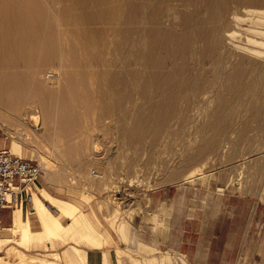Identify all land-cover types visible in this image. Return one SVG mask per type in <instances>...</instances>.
<instances>
[{"label": "bare ground", "instance_id": "6f19581e", "mask_svg": "<svg viewBox=\"0 0 264 264\" xmlns=\"http://www.w3.org/2000/svg\"><path fill=\"white\" fill-rule=\"evenodd\" d=\"M242 9L252 19L243 27L251 34L245 42L257 47L238 43L235 48L264 58V0H0V111L17 122L31 123L33 127L21 128L19 134L58 142L60 152L73 158L83 152L97 155L95 138L116 132L130 144L135 140L145 144L150 134L160 139L181 114H177L181 96L187 100L210 86L216 93L214 120L210 117L214 122L203 125L217 127L214 140L201 139L199 146L186 148L190 163H208L211 156L208 160L204 156L218 150L221 140L233 142L229 124L235 102H244L256 86L254 80H245V54L221 50L225 25L234 18L247 21L239 15ZM225 56L230 58L229 68L220 64L210 74L198 69L202 59ZM222 76L228 81L224 90ZM257 93L262 104L252 105V119L262 130L264 90ZM136 94L146 100L133 103ZM250 124L245 120L237 140L246 138ZM10 151L24 155L18 142ZM38 156L50 180L54 167ZM36 183L29 194L8 206L12 222L1 228L0 247L15 244L7 256L0 255V264H13L10 256L19 264H63L64 259L73 263L71 253L62 256L57 251L70 239L80 264H110L106 251L101 262L97 260L95 253L104 248V241L94 231H85L88 220L80 206ZM31 214L40 229L33 228ZM79 233L93 242L90 250L76 243ZM52 237L63 240L45 241ZM37 242L48 252L29 256L22 249Z\"/></svg>", "mask_w": 264, "mask_h": 264}, {"label": "rangeland", "instance_id": "374dc122", "mask_svg": "<svg viewBox=\"0 0 264 264\" xmlns=\"http://www.w3.org/2000/svg\"><path fill=\"white\" fill-rule=\"evenodd\" d=\"M239 15L247 21L234 18L225 25L221 50L230 53L237 49L245 54V80H254L256 86L244 102H235L229 124L233 142L221 140L218 150L204 156L207 160L211 156L208 163H190L186 148L190 144L199 146L201 139L209 142L215 137L217 127L204 126L214 122L211 112L216 93L210 86L203 92L192 93L187 100L181 96L179 106L184 111L178 108L177 114H181L175 119H179L170 122L171 132L165 129L160 139L155 140L150 134L145 144L139 140L130 144L116 132L108 138H95L97 155L83 152L73 158L60 152L58 142L19 134L21 128L33 127L31 123L17 122L0 111V149L10 150L14 142L20 143L23 156L36 159L43 166L38 182L52 194L80 206L88 220L85 231H94L104 241V248L95 253L99 262L106 251L110 264H264V129L257 130L252 119V105L262 104L257 92L264 90V58L251 50L235 48L238 43L249 45L245 41L251 36L243 29L252 24L251 15L243 9ZM100 24L95 23L96 27ZM232 31L237 34L231 35ZM230 62L228 56L217 60L205 58L198 69L210 74L220 64L231 66ZM220 81L224 90L228 81L223 76ZM145 100L136 94L132 102L140 104ZM245 120L251 121L247 136L237 140ZM39 154L54 167L50 180L45 178L47 169ZM173 173L176 176L172 179ZM27 205L32 206L30 198ZM11 210L7 207L1 211L2 226H11ZM31 216L33 228L40 229L38 220ZM77 236L76 243L90 250L93 242L80 238L81 233ZM53 240L57 238L45 239ZM62 240L59 237L57 241ZM73 242L70 239L57 248L62 256L68 251L73 258V263L64 259L63 264H80L73 254ZM13 244L2 245L0 255L7 256ZM22 249L29 256L48 252L40 242ZM9 258L13 264H19L14 257Z\"/></svg>", "mask_w": 264, "mask_h": 264}, {"label": "built area", "instance_id": "2783aa9c", "mask_svg": "<svg viewBox=\"0 0 264 264\" xmlns=\"http://www.w3.org/2000/svg\"><path fill=\"white\" fill-rule=\"evenodd\" d=\"M42 173L43 166L38 160L0 149V214L18 198L29 194Z\"/></svg>", "mask_w": 264, "mask_h": 264}, {"label": "crops", "instance_id": "0c3cea01", "mask_svg": "<svg viewBox=\"0 0 264 264\" xmlns=\"http://www.w3.org/2000/svg\"><path fill=\"white\" fill-rule=\"evenodd\" d=\"M8 215L11 216V211H9Z\"/></svg>", "mask_w": 264, "mask_h": 264}]
</instances>
